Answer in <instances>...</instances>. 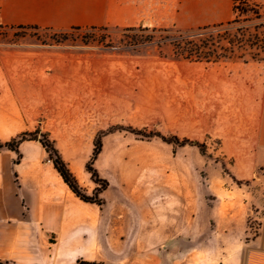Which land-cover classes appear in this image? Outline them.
<instances>
[{
	"label": "rangeland",
	"instance_id": "1",
	"mask_svg": "<svg viewBox=\"0 0 264 264\" xmlns=\"http://www.w3.org/2000/svg\"><path fill=\"white\" fill-rule=\"evenodd\" d=\"M152 27L0 25V101L13 95L16 102L5 106L6 112L47 132L86 194L103 199L101 206L92 204L97 221L82 258L112 264H241L264 223V175L232 177L230 159L202 129L201 113L185 106L172 85L177 62H188L174 56L176 33ZM209 35L220 61L264 71V0H240L230 21L201 36ZM135 129L144 133L130 131ZM97 137L102 147L94 166L108 181L100 193L85 169ZM175 137L203 142L204 153L176 144ZM100 214L106 216L104 228H98ZM135 214L169 217L173 231L149 234L145 249L131 250L136 237L116 228L128 227ZM142 223L146 232L147 221Z\"/></svg>",
	"mask_w": 264,
	"mask_h": 264
},
{
	"label": "crops",
	"instance_id": "2",
	"mask_svg": "<svg viewBox=\"0 0 264 264\" xmlns=\"http://www.w3.org/2000/svg\"><path fill=\"white\" fill-rule=\"evenodd\" d=\"M233 6L234 0H0V25L56 30L149 25L186 30L230 21ZM176 66L177 81L172 85L177 84L185 106L201 113L202 129L230 159L232 177L251 180L264 175V71L250 63L224 61L179 60ZM3 99L0 140L36 128L38 124L6 112L5 106L16 102L13 95ZM18 150L17 160L15 151L0 149V263L71 264L89 249L91 223L97 221L93 205L71 192L38 141L24 140ZM98 221V228H104L105 214ZM169 221L135 214L128 227L116 229L136 237L131 250L138 252L145 249L147 235L171 234ZM241 264H264V223Z\"/></svg>",
	"mask_w": 264,
	"mask_h": 264
},
{
	"label": "trees",
	"instance_id": "3",
	"mask_svg": "<svg viewBox=\"0 0 264 264\" xmlns=\"http://www.w3.org/2000/svg\"><path fill=\"white\" fill-rule=\"evenodd\" d=\"M239 1L240 0H234V6H233L234 11H235V6H237V2ZM222 24L224 23L199 26L196 28H191L186 30L172 28V27L153 26L152 30L164 32V33L173 30L176 33V36L173 38V43H172L174 49V56L176 57H180L189 61L217 62L220 61V56H219L220 54L216 52L214 48L211 47L213 45L211 35L206 37H202L201 35L204 33L209 34L210 30H213L214 28H217ZM140 26L141 25L120 27V29L124 31H128V30L138 29L140 28ZM31 28H38V27L31 26ZM86 28L97 29V28H104V26L101 27L92 26ZM46 29H50V28H46ZM78 29H82V28L72 27L67 30H78ZM194 37H197L198 39L194 40ZM164 41L165 39L163 37L157 41V45L164 43ZM130 131L135 134L144 133L142 130H137V129ZM156 135L159 136L163 141L169 142V140L166 137L162 136L161 134H156ZM174 139H175V143L178 145L183 146L185 144H190L196 146L201 153H204L205 151V144L203 142H199L197 140H189L186 138L179 139L178 137H175ZM24 140H36L41 144V146L44 148L45 152L47 153L55 170L58 172V174L60 175L62 180L66 183V185L69 187L71 192L79 200H81L84 203L95 204L97 206H101L103 204V199L98 195L92 198L86 194V192L80 186L76 176L69 168L67 162L61 156L59 150L55 145V141L49 137V134L47 132H42L40 131L39 128H36L33 131H28V130L22 131L17 135H15L14 137L10 138L9 140H5V141L0 140V149L6 148L15 151L17 153V160H18L20 158L18 147L19 144ZM93 145L94 147L90 159L85 164V169L87 172L90 173V177L92 181L95 184H97V187L95 188L96 192L100 193L103 190H105L108 185V181L100 176L97 168L94 166V161L96 160L102 147L100 137H97L94 140ZM73 264H112V263L103 260H88L79 257L75 260Z\"/></svg>",
	"mask_w": 264,
	"mask_h": 264
}]
</instances>
